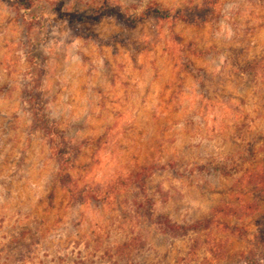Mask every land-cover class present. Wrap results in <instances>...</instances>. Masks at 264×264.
Returning <instances> with one entry per match:
<instances>
[{
    "label": "rangeland",
    "instance_id": "obj_1",
    "mask_svg": "<svg viewBox=\"0 0 264 264\" xmlns=\"http://www.w3.org/2000/svg\"><path fill=\"white\" fill-rule=\"evenodd\" d=\"M31 1L0 0V264H243L264 229V2Z\"/></svg>",
    "mask_w": 264,
    "mask_h": 264
},
{
    "label": "trees",
    "instance_id": "obj_2",
    "mask_svg": "<svg viewBox=\"0 0 264 264\" xmlns=\"http://www.w3.org/2000/svg\"><path fill=\"white\" fill-rule=\"evenodd\" d=\"M16 4L19 5L22 8V11L25 15H27L30 19H33L34 17H37L36 9L34 6L33 1L31 0H15ZM264 2V0H261ZM37 8V6H36ZM109 11V10H108ZM198 14L199 17L201 13ZM203 11H209L213 12L214 8L212 4H208V7H205ZM109 13V12H107ZM112 15L116 16L118 20L125 21V23H129L130 25H133L137 20L136 18H131L130 16H126L125 14L119 12L118 10H113L111 13ZM147 15H153L155 18L163 19L164 21H169L174 23V20L176 18V15L170 17L165 14V12L158 6H152L148 7L146 10L143 11L141 14L142 17H145ZM101 17V16H100ZM99 17V18H100ZM196 19V17H194ZM195 23H198L197 20H194ZM40 110V107L38 108ZM35 115V122L36 127H38L39 130H41L43 133L46 134V137L48 138V147L54 158L57 160L59 168H58V179L59 183H63L64 179L69 180V176L65 173L67 170H71L73 167V164H71L70 160L67 158L69 155L68 152H66V147L68 146L65 143V136L62 131H57L54 127V124L48 123L47 119H45V116L38 111ZM55 129V130H54ZM68 148V147H67ZM141 171H133L126 175H118L114 179V181L109 185V187L105 188V190H99L97 188H89V186H83L81 188H73L69 190V195L71 200L78 204H82L84 200H90V201H98L103 202L107 200L108 198L112 197L117 189L120 187H123L127 184V182H135L137 185L139 184L140 174ZM259 175V174H257ZM260 180L264 184V172H262L260 175ZM162 225H165L164 227L169 229V231H174L177 226L174 228L171 224L168 222H159ZM207 224L201 225L200 229H205L208 226ZM199 225V224H198ZM182 229V228H180ZM195 229V228H194ZM224 229L232 234H239L238 230L236 228H227V226H224ZM252 249L249 250L246 254H243L242 260L243 264H262L261 261L263 260L264 256L257 259L258 254L257 252H264V229L257 232L256 239L254 242H252Z\"/></svg>",
    "mask_w": 264,
    "mask_h": 264
}]
</instances>
